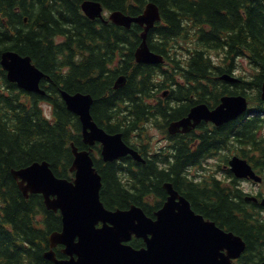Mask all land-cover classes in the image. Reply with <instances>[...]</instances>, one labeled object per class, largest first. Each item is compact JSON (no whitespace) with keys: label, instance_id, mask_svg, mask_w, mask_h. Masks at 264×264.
Masks as SVG:
<instances>
[{"label":"trees","instance_id":"trees-1","mask_svg":"<svg viewBox=\"0 0 264 264\" xmlns=\"http://www.w3.org/2000/svg\"><path fill=\"white\" fill-rule=\"evenodd\" d=\"M82 1L0 0V53L11 50L29 56L46 75L40 82L46 91L44 96L24 93L15 83L7 81L0 67V264H53L43 253L48 248V235L60 230L61 217L45 208L41 195L24 197L11 169L45 160L56 176L66 177L72 159L69 143L86 148L81 141L79 121L66 108L61 89L90 93L91 113L97 124L109 133L122 131L124 138L155 113L162 114L165 122L184 114L196 103L189 98V91L198 92L197 101L206 104L216 103L223 94L238 92L252 102H261L264 0H97L109 10L130 15L139 14L146 2H155L162 19L147 36L155 52L168 56V45L176 43L178 37L192 39L194 54L184 75L194 86L188 89L176 86L171 98H185V103L174 108L161 103L153 107L144 102V97H150L159 86L153 83L165 70L160 65L134 60L141 27L132 24L126 29L90 20L81 12ZM79 47L83 59L78 64ZM213 48H226L227 55L246 54L261 69L249 75L250 79L241 75L239 82L229 83L219 77L229 69L214 65L206 56ZM118 51L121 55L116 63ZM119 74L126 76V83L115 89L114 80ZM168 80L171 82L173 78L165 76L161 84ZM2 86L7 88L8 95ZM250 89L255 95H249ZM21 94L25 95L24 101ZM41 100L51 107L50 118L44 116ZM257 122L242 116L205 132L194 152H190L189 142L180 140L175 161L167 169L159 168L154 160L142 164L128 158L136 169L128 172L132 176L130 185L121 182L115 163L94 162L101 176L100 198L104 206L126 209L135 204L153 217L166 198L163 183L169 181L197 213L242 237L246 247L240 264L264 261V227L254 222L246 202L232 198L239 197V192L215 180L212 188L200 190L181 176L186 164L198 162L201 153L217 150L231 134L242 147L246 146ZM236 127L238 131L233 134ZM37 215L42 216L38 226ZM130 243L134 247L143 244L136 238ZM56 254L63 257L58 249Z\"/></svg>","mask_w":264,"mask_h":264},{"label":"water","instance_id":"water-1","mask_svg":"<svg viewBox=\"0 0 264 264\" xmlns=\"http://www.w3.org/2000/svg\"><path fill=\"white\" fill-rule=\"evenodd\" d=\"M88 16L100 14L97 2L82 4ZM159 17L154 3H148L142 15L130 17L114 12L112 19L119 24L129 26L131 22L146 23L141 33L142 41L136 50L138 61H159L161 58L147 45L146 35L153 21ZM2 66L7 70L11 81L27 90L44 93L39 88L43 73L30 62V57L5 51L2 53ZM121 78L119 79V81ZM67 108L75 112L82 123L86 142L100 141L104 158L113 159L133 150L120 140V135H108L91 121L89 112L92 98L80 92L71 94L60 90ZM261 97L264 100V80L261 85ZM222 105L213 111L202 106L193 111L194 120L211 119L216 123L233 118L246 108L243 95L226 96ZM188 119L181 122L188 123ZM186 127L185 129H187ZM74 159L71 170L74 178L69 181L56 177L47 161L33 162L25 168L13 170L15 178L24 194L40 192L46 206L61 212L62 228L49 235L50 246L64 244L62 251L69 259H57L52 250L45 256L56 264H230L231 258L239 256L244 242L232 232H225L214 222L204 220L196 214L189 201L180 196L171 184H165L168 197L163 206L155 211V219L147 216L141 208L134 205L126 211L108 210L99 199L100 175L92 165L86 151L78 152L72 146ZM232 170L237 176H246L250 168L245 160L234 159ZM52 196V197H50ZM101 222L102 225L97 227ZM142 237L144 248H134L125 241L131 235ZM226 250L222 253L221 250Z\"/></svg>","mask_w":264,"mask_h":264},{"label":"flooded vegetation","instance_id":"flooded-vegetation-1","mask_svg":"<svg viewBox=\"0 0 264 264\" xmlns=\"http://www.w3.org/2000/svg\"><path fill=\"white\" fill-rule=\"evenodd\" d=\"M186 113L187 112H185L183 115H185ZM204 124L205 123L199 124L197 128H200L202 129V131L205 132L206 131L205 127H208V125L207 124L204 125ZM233 134L235 133L233 132ZM194 135L195 134L192 132L190 136V141H188L189 150H190V147H192L194 144V139L192 138V136ZM200 136L202 135H199L197 137H200ZM198 145L199 143L196 145L195 151L197 150ZM250 148H251L252 168L254 169L257 175H260L262 177L260 180L250 181V185H251L250 195L252 197L250 199V206H251V209L254 211L255 218L264 219V205H262L261 203L262 199L264 198V122H260L259 125H257L256 123V126L253 128V132L251 133V139H250ZM202 154L203 153H201V156Z\"/></svg>","mask_w":264,"mask_h":264},{"label":"bare ground","instance_id":"bare-ground-1","mask_svg":"<svg viewBox=\"0 0 264 264\" xmlns=\"http://www.w3.org/2000/svg\"><path fill=\"white\" fill-rule=\"evenodd\" d=\"M65 91H66V90H65ZM180 112H181V111H180ZM165 184H171V185H172V183H171V182H169V181H166V182H164V183H163V188L165 187V186H164ZM172 186H173V185H172ZM132 205H134V206H136V207H138V208H141L140 206H138V205H135V204H131L130 206H132ZM130 206H129V207H130ZM129 207H128V208H129ZM127 210H128V209H127ZM122 211H126V209H125V210H122Z\"/></svg>","mask_w":264,"mask_h":264},{"label":"rangeland","instance_id":"rangeland-1","mask_svg":"<svg viewBox=\"0 0 264 264\" xmlns=\"http://www.w3.org/2000/svg\"><path fill=\"white\" fill-rule=\"evenodd\" d=\"M249 92H251V90H248ZM43 109H44V112L48 115L49 114V109H48V106L46 105H43ZM156 132V131H155ZM248 183V182H247Z\"/></svg>","mask_w":264,"mask_h":264},{"label":"clouds","instance_id":"clouds-1","mask_svg":"<svg viewBox=\"0 0 264 264\" xmlns=\"http://www.w3.org/2000/svg\"><path fill=\"white\" fill-rule=\"evenodd\" d=\"M66 71H67V69H65V72H66ZM253 94H254V93H253ZM148 127L150 128V125H149ZM151 131H152V133H153L154 135H158V133H156L154 129H151ZM25 264H26V262H25Z\"/></svg>","mask_w":264,"mask_h":264}]
</instances>
